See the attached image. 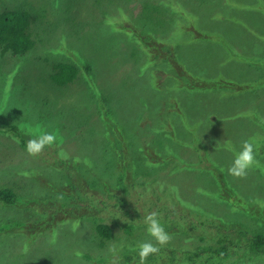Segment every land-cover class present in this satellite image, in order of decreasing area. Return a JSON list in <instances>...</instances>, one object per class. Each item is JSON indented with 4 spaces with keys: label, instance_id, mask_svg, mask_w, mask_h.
Masks as SVG:
<instances>
[{
    "label": "rangeland",
    "instance_id": "374dc122",
    "mask_svg": "<svg viewBox=\"0 0 264 264\" xmlns=\"http://www.w3.org/2000/svg\"><path fill=\"white\" fill-rule=\"evenodd\" d=\"M23 1L0 0V11ZM25 8L39 28L36 46L0 56V188L16 187L21 197L13 206L0 201V264H120L121 256L109 257L112 244L100 246L93 232L91 217L104 201L101 219L117 225L119 241L193 242L189 226L200 221L185 202H162L149 214L141 204L112 208L129 197L117 188V162L130 172L154 170L162 201L178 195L264 234V0H28ZM148 39L164 40L172 59L153 56ZM55 61L89 65L88 79L57 87ZM205 75L220 87L188 84L198 86ZM11 125L24 135L6 129ZM46 132L60 144L37 147L46 160L54 150L65 153L68 163L57 174L76 164L91 178V204L77 207L76 193L53 182L57 170L22 146L20 138L42 141ZM130 192L138 198L141 191ZM81 216L91 217L78 222ZM54 218L72 223L57 230ZM128 224L137 228L131 234Z\"/></svg>",
    "mask_w": 264,
    "mask_h": 264
},
{
    "label": "trees",
    "instance_id": "16d2710c",
    "mask_svg": "<svg viewBox=\"0 0 264 264\" xmlns=\"http://www.w3.org/2000/svg\"><path fill=\"white\" fill-rule=\"evenodd\" d=\"M27 1L28 0H24L16 7H6L3 11H0V56L7 55V57H16L18 55H25L36 46V35L39 37V28H34L32 25V21L34 22L35 18L33 11L25 8ZM164 44L165 41L162 39H148L144 45L148 50H150L153 56L162 54L163 58L166 56L167 58L172 59V56L170 55L171 51L169 48H164ZM170 61L173 63L172 60ZM249 61L251 62L253 59ZM88 66L81 67L72 62L63 63L62 61H55L52 62L50 78L57 87L72 86L81 78L84 80L88 79L84 77V73L91 71V68ZM175 71V79L180 81L181 74L179 73V76L177 77V70ZM209 80H212V78H206L205 75L204 79L201 76L198 86L194 81H190L188 84L191 88L194 87L196 89L208 91H210V88L212 87H220L218 84H210ZM100 102L104 104V100L101 99ZM109 124H111L110 116L106 121V126L108 127ZM6 129L15 131L19 135L18 137L24 135H20L19 129L14 125L8 126ZM20 140H23L22 146L26 151H32L34 148L36 149V156H42V159L48 162L47 165L49 164L50 167V169H48L49 171L57 170L53 182L58 186L57 188H61V190L67 187L70 188V191L73 190L76 193L73 197L78 200V203L75 204L77 207L81 206L80 201H86V203L91 204L90 198L92 197L85 194L86 182H88L91 178H86L82 174L83 172L80 173L79 167L76 164H71L72 168H69L70 166L68 165V170L64 169L66 174L59 175L63 170V165L68 163V158L65 157V153L63 154L58 150H54L55 154H46V160L44 155H42L43 151L37 147L38 142H46L48 146L50 145L49 149H52L60 144L58 139H55V137L53 138L52 134L46 132L42 141L34 138L30 139V142H26L23 138H20ZM245 149L246 147L243 146L242 150H240L241 156H243ZM118 154L120 155L121 151H119ZM71 162H73V159ZM117 165L120 172L119 181L122 183L119 184V187L117 188L122 194L129 195V197H126L125 200H121L120 203L113 205L112 208L124 210L125 205L131 209L130 205L141 204V210H143L146 214H149L153 210L159 209L158 207H160V204H163L162 202H167L173 207H180V203L185 202L182 207L188 208L189 215H192V212H195L200 222L198 225L193 223V227L189 226V233L192 235L191 237L194 241L184 243L177 248H171L170 246H166V244H159V246L146 245L141 244L140 241H136L135 244L126 243L118 240L119 238L116 236V232L114 230L117 226L116 224L108 225L102 221L101 215L103 209L104 207L105 209L108 207L107 203L104 201L101 204L103 208L96 214V216H81L82 218L78 217V222L91 217L93 223L92 225L95 228L93 232L97 234L96 236L100 242V246L103 247L108 243L112 244L108 249L110 252L109 257H115L116 255L121 256L123 259L120 264H264L263 233L256 232V230L250 229V227H248V229H244V227L240 229L237 227V223H234L231 219L226 218L227 220H225L218 214L210 213L209 211H201L195 207H191V204L180 197H177L178 195L176 193L175 194L177 196L170 197L171 194H168L169 197L167 199H163L162 201V199L154 194L156 186V182L154 181L157 180V178L153 177V174L155 173L154 170H143L141 172L136 169L133 172H130L123 163L117 162L116 167ZM151 166L152 169L154 167L153 163ZM70 170L72 172H70ZM36 171L37 169L27 170L26 172L29 175H33ZM57 172H59V174H57ZM106 173L108 172L106 171ZM141 178H146L147 180L143 183L142 181L140 182ZM150 178H152V182L150 181ZM129 179L131 180L130 182ZM224 184L226 187L230 186L227 179L224 180ZM161 185L164 184L162 183ZM107 188L111 189L108 185ZM132 189H138L141 191L138 198L133 197L132 192H130ZM165 189L166 188L163 190ZM19 196L20 193L16 187L0 188V201L5 202L7 205L13 206L18 203L21 200V197ZM139 196L141 197L139 198ZM41 200L44 201V198H41ZM120 213H122L123 216L128 215L124 212H115L114 215H119ZM258 217L259 216H257V218ZM138 219H140V215L138 216ZM54 220L57 221V224L53 223V227L51 228H56L57 230L63 228L64 221L66 222V226L72 223L70 221L72 219L64 220L62 222L61 220L58 221V218H54ZM78 222L73 229H76ZM151 224L156 225V223ZM124 227H126L125 232L128 234L133 233L134 230L137 229L135 228L136 225L132 224L125 225ZM128 227L130 230H128ZM32 228L35 229L36 226ZM236 229H239L238 237L233 234ZM115 247L117 249H115ZM100 255L105 256L104 252ZM103 256H98L96 258ZM104 259L110 261L108 258ZM153 260L155 261L152 262ZM112 263L113 262H105L99 264Z\"/></svg>",
    "mask_w": 264,
    "mask_h": 264
}]
</instances>
